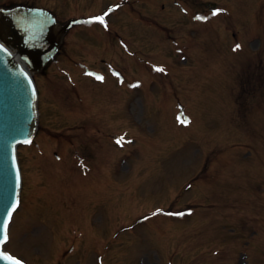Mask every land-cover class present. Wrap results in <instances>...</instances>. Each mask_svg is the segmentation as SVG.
Listing matches in <instances>:
<instances>
[{
    "label": "rangeland",
    "instance_id": "1",
    "mask_svg": "<svg viewBox=\"0 0 264 264\" xmlns=\"http://www.w3.org/2000/svg\"><path fill=\"white\" fill-rule=\"evenodd\" d=\"M34 1L62 22L121 0ZM130 1L105 18L127 47L92 21L35 77L41 121L18 147L7 251L30 264H264V0Z\"/></svg>",
    "mask_w": 264,
    "mask_h": 264
},
{
    "label": "water",
    "instance_id": "2",
    "mask_svg": "<svg viewBox=\"0 0 264 264\" xmlns=\"http://www.w3.org/2000/svg\"><path fill=\"white\" fill-rule=\"evenodd\" d=\"M19 10H21L22 14L26 13L28 17L35 18L34 25H29L27 28H18L12 23L9 24L8 20L0 25V37L3 38L5 43L11 42L29 62L35 61L36 59L41 62L50 54L55 44H57L51 22L40 10L25 11V9L20 8ZM3 13L6 18L9 19L7 12ZM11 57L3 48H0V105L4 107V109L8 106L7 110H11L12 112L9 113L8 116L1 114L0 119L3 118V120H0V132H4V127L6 130L10 131L12 130L11 127H14V133H18L19 130L23 128L24 122L26 121L25 127L21 132L26 131V133L29 134L34 123L33 96L32 93L28 91V83L23 74L24 70L12 54ZM13 61L19 64L23 72L17 68V65ZM20 83H22L21 89L18 85ZM23 85H25L26 91ZM5 92H8L9 95L5 96ZM18 113H21L23 117L26 115L27 118H25V120H23V118L19 119ZM2 149L3 148L0 149V152L3 151ZM2 160L3 167L1 172L4 173L6 163L5 159ZM4 249L7 251V241L4 243Z\"/></svg>",
    "mask_w": 264,
    "mask_h": 264
},
{
    "label": "snow or ice",
    "instance_id": "3",
    "mask_svg": "<svg viewBox=\"0 0 264 264\" xmlns=\"http://www.w3.org/2000/svg\"><path fill=\"white\" fill-rule=\"evenodd\" d=\"M212 15L213 16L217 15V12L213 11ZM197 19H200V17H197ZM97 20L100 23L104 22L103 17H97ZM239 47L240 45L237 44L234 50L238 49ZM157 71H162V69H157ZM97 79H101V77H97ZM182 122L187 123V121H182ZM24 143H29V141L25 140ZM117 143H120V141L118 140ZM13 167H15V159H13ZM17 183H19V177H17ZM16 208H17V202L14 201L12 202L11 206L6 210V215L3 219V226L2 228H0V244H4L8 240L7 229H8L10 218L12 217V214L16 210ZM0 259L11 260L13 261V264H21L19 260H16L13 257L5 253H0Z\"/></svg>",
    "mask_w": 264,
    "mask_h": 264
},
{
    "label": "bare ground",
    "instance_id": "4",
    "mask_svg": "<svg viewBox=\"0 0 264 264\" xmlns=\"http://www.w3.org/2000/svg\"><path fill=\"white\" fill-rule=\"evenodd\" d=\"M26 22H28V20L26 19ZM7 49L10 51V53L15 57V59L19 62V64L21 65V68L25 71L28 72L30 70H28V65L18 56V54L15 52V50L13 48H11L10 46H7ZM40 63L39 60H35V61H31L28 62V64L31 67H34L35 65H38ZM22 192V191H21Z\"/></svg>",
    "mask_w": 264,
    "mask_h": 264
}]
</instances>
